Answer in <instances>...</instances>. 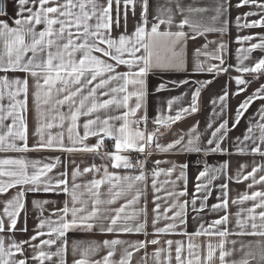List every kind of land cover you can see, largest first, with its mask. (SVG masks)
<instances>
[{"label": "snow or ice", "instance_id": "6c2138e0", "mask_svg": "<svg viewBox=\"0 0 264 264\" xmlns=\"http://www.w3.org/2000/svg\"><path fill=\"white\" fill-rule=\"evenodd\" d=\"M16 3L18 10L12 23L0 19V152L21 154L0 158V197H7L0 200V264H45L54 257L57 258L56 264H66V234L70 231L93 232L97 228L101 233L117 237L121 234H143L146 239L128 241L113 238L102 243L91 242L72 264H132L134 252L146 250L149 245H160L159 237L165 234L187 236L188 243L164 241L166 246L156 247L151 254L155 264H172L173 244L175 264H214L217 252L219 264H249L247 258L229 261L227 258L236 249H226V244L237 243L236 240H228L233 235L264 238V174H260L264 173V163L254 164L246 173L247 165L241 164L233 176L228 174V161L218 166L204 161L203 170L196 176L191 201L183 202L180 197L189 195L186 163L157 159L152 161L151 169L146 167L153 149L162 154L176 151L204 152L205 155L228 152L222 147L228 135L227 119L211 132L204 148L200 146L201 137L196 125L167 144L159 142V138L170 131L172 124L198 111L201 90L212 80L196 81L190 104L177 108L174 115H165L164 109H158L157 114L150 118L146 107L149 75L187 70L186 44L189 39L206 38L209 33L227 31L229 21L225 17L231 7L228 0H215L211 7H185L182 0H166L165 5L157 7L151 19L149 0H16ZM244 6L256 11L236 16L237 29L264 28V0H239L235 5L236 8ZM209 12L212 15H204ZM0 14L7 15L6 12ZM129 14L132 18L131 31ZM192 14L200 15L192 18ZM177 16L180 17L178 21ZM254 16L259 18L248 19ZM186 27L188 32L184 30ZM235 40L240 45L247 44V47L236 49L237 63L234 66H224L228 45L214 40H206L202 48L195 50L193 64L194 72L206 71L214 76L227 73L234 67L239 73L230 77L237 85V91L231 93L234 96L244 92L251 82L243 78L244 74L251 75L253 80L264 75V55L250 65L244 63L254 51L264 53V33L237 35ZM209 44H216L217 47L209 52ZM201 55L204 60L199 59ZM209 59L219 63L208 64ZM171 83L187 85L190 81ZM167 86V82L160 83L156 92L165 90ZM229 95L225 86L212 104L216 105L219 101L223 112ZM29 98L35 119L32 135L37 137L31 147L28 143ZM180 100L179 96L168 99L167 110L171 112L173 105ZM256 100H264V84L238 105L233 128ZM258 115L259 120L254 124L249 122L243 140L237 137L238 154H258L264 158V104L258 109ZM149 123L153 125L151 130ZM208 128H212L211 122ZM89 138H95L96 142L89 144ZM106 138L113 142L110 151H102ZM41 150L90 153L99 157L102 163H92L81 170L72 160L75 167L69 173L68 163L60 157L44 163L24 155ZM133 151L144 159L133 161L130 156ZM164 163L171 164V167L161 168ZM57 165H62L64 170L53 176L51 173ZM110 167L115 170L123 168L125 174L110 171ZM177 169L176 181L184 180L185 183L179 191L175 190L176 181L161 182L158 179L161 175L171 177ZM101 172L103 174L99 178L94 177L85 184L77 183V179L84 174L99 175ZM220 175L225 182L214 185ZM149 180L152 203L155 205L151 235L156 238L151 240L147 239L149 216L146 196ZM229 181H250L247 185L249 190L257 186L260 188L230 198ZM105 184L108 185V198L101 199L100 188ZM165 184H172L174 190H165ZM214 187H218L220 194L216 197L217 202L209 208L207 202ZM161 191L165 192L164 197L159 195ZM50 192L63 193L67 197L63 206L45 216V205L51 201L33 199L32 207L39 210L34 234L28 239H15L17 231L28 232V195ZM85 192L91 196L90 208L89 201L83 198ZM122 197L125 202L119 207H112ZM142 199L145 203L140 207ZM161 199L172 201L163 213ZM247 202H250L249 207H239L235 213L229 211L230 203L239 206ZM189 203L193 212L201 213L207 209L211 213L223 212V215L207 222V226L201 223L195 232L188 233ZM129 208H132L131 212L127 211ZM22 213L23 226L18 227ZM161 220L167 221L163 227L158 226ZM200 236L209 238L203 245V255L201 245L193 242L194 237ZM212 238H218V242L214 244ZM37 240L39 243H36ZM78 243L73 242V255ZM118 246L120 256L117 260ZM53 247L55 251L50 250ZM101 247L107 250L106 254L98 260L91 259ZM244 247L251 245L241 244V248ZM256 247L258 256L252 252L245 255L257 260V264H264V240L257 241ZM28 250H31V255H28ZM148 258L145 251L141 264H147Z\"/></svg>", "mask_w": 264, "mask_h": 264}, {"label": "crops", "instance_id": "0c3cea01", "mask_svg": "<svg viewBox=\"0 0 264 264\" xmlns=\"http://www.w3.org/2000/svg\"><path fill=\"white\" fill-rule=\"evenodd\" d=\"M215 0H182V3L185 7L191 5L193 7H211L213 6ZM231 7L228 10V13L226 15V19H228L229 24L227 25V31L224 33H209L205 37H197L196 39H189L186 44V63H187V70L185 71H168L163 73H154L147 77V97H146V107H147V113L150 118L154 117L157 114L158 109H164V114H175V110L179 107H187L190 104L191 101V91L194 90L196 86V81H204V80H212V83L207 85L205 88L201 90V95L198 98V111L196 113H190L186 116H184L180 121L175 122L170 126V131H167L165 135L159 138V142L162 144H167L168 142L174 140L177 138V136L181 133H186L190 127L193 125L197 126V131L200 133V146L202 148L207 146V140L211 137V132L219 125L220 122H222L224 119H227L229 121L228 124V135L224 142H222V147L227 149V153H210L208 155H205L204 158H200L201 154H204V152L195 153H185L176 151L174 153L169 154H162L156 152L154 149L152 150V155L148 157L147 165L146 167L148 169H151L153 167L152 161L161 159V160H169L173 161L176 164H187L188 167L186 169V176H187V191L189 193L186 197H180L181 202L184 200L191 201L192 194L195 192V184L196 176L198 173L203 170V163L204 161H207L208 164L213 166H218L219 164L223 163L224 161L229 162V169L228 174L229 175H235L236 171L238 170L239 166L241 164L247 165L245 168V173L248 171H251V168L254 166V164L258 165L261 163H264V158L257 155H252L250 153H244V154H238L236 152V142L237 137H239L241 140H243V136L245 131L248 128L249 122L251 121L253 124L259 120L258 115V109L260 108L261 104H264V100H256L254 101L249 108L245 111L244 116L241 117L240 122L236 125L235 128L232 127V124L234 122V116L235 111L238 105L245 99V97L251 95L261 84H264V75H260L258 79L253 80L252 76L249 74H244L243 78L246 80L251 81L248 86L246 87L245 91L240 93L239 95H231V93L237 91V85L235 84L234 80H230V77L236 76L239 73H237L234 70V67L231 68L227 73H220L218 75L208 73V72H194L193 71V64H194V53L197 48H202L205 44L206 40L208 41H217V43L223 41L228 45V49L226 53L224 54L225 59V67H228L229 65L234 66L237 63L236 59V49L239 47H247V44L240 45L236 43V36L237 35H251L254 33H264V28H251V29H237L236 27V16L240 15L242 16L243 13L248 11H256L254 8H250L249 6H244L240 8H236L235 5L239 3V0H228ZM166 0H149V12H150V19L152 15L156 14L157 7L161 5H165ZM17 3L16 0H7V15H0V19H4L8 21L10 24L12 23V19L15 18V14L17 12ZM139 9H137V15H138ZM200 14H192V18H198ZM205 16L212 15L211 12L204 14ZM258 16L249 17L248 19H257ZM177 21L180 19L179 16L176 17ZM244 20H241V23H243ZM216 26H219L217 24ZM132 30V18L131 14H129V31ZM163 30V28H162ZM175 30V28H173ZM186 32L189 31V29L186 27L184 29ZM253 43L257 41H252ZM217 47L216 44H209L208 45V51L211 52ZM261 55H264V53H261L260 50L254 51L249 59L247 61H244L246 65H250L254 63L255 59H258ZM199 59L204 60L205 57L201 55ZM208 64H218L219 62L216 60L209 59ZM123 70V69H121ZM181 80H188L190 81L187 85L182 84H175L173 85L172 81H181ZM167 82L168 86L165 90H162L160 92H156L157 86L162 83ZM227 86V89L230 93L228 100H227V107L224 109L223 112H221V106L220 102L217 101L216 105L212 104V100L216 99L219 95L222 94L224 87ZM181 97V100L176 102L173 105V110L169 112L167 110V104L166 101L168 99H171L172 97ZM218 113V115L214 114ZM10 122V121H9ZM211 122L212 128H208V124ZM28 143L31 147L33 144L36 143L37 137L33 136L32 133L35 129V119H34V113L32 111V104H31V98H29V113H28ZM152 128H149L151 130ZM53 131H56V129H53ZM161 131H164L163 128H161ZM258 135V132L255 133ZM185 140H187V136H185ZM95 138H89L88 143L94 144ZM112 141L110 139H105V148L102 149V151H110L112 150ZM251 143L250 141L248 142ZM128 154V153H125ZM21 154L15 153L12 151L8 152H0V158L4 157H17ZM28 159H38L41 160L44 163L53 162L52 158L54 157H60L62 161H66L68 163V171L71 172L72 168L75 167L71 163L72 160H75L76 165H79L81 170L84 167L89 166L92 163H95L97 165L101 164L102 161L99 159V157H94L90 153H67V152H61L58 150H41V151H31L24 154ZM130 156L133 161L136 159H144V156L140 155L137 152H131ZM161 168L167 169L171 167V164L164 163L160 165ZM62 165H57V168L53 170L51 175H56L57 172L63 171ZM110 171H117L120 175L125 174V170L123 168L119 170L111 169ZM103 173L101 172L99 175L96 173H87L82 175L77 179V183L85 184L88 181L92 180L94 177L99 178L100 175ZM128 174H136L129 172ZM179 174V169L171 176H165L161 175L158 179L159 181L163 182L165 180H173L176 181V176ZM264 174V173H260ZM258 178V177H257ZM69 180H71V177L69 176ZM224 177L223 175L218 176V179L214 181V185H219L221 183H224ZM250 183V181L247 182H241L236 183L235 181H229V195L230 198H234L238 196L240 193L244 191H255L260 188V186L254 187L252 189H248L247 185ZM158 186H160L158 184ZM185 186L184 180H178L176 181L175 190L179 191L182 190ZM164 189L167 191H173L172 184H165ZM81 191H84V189H81ZM101 192V199H107V192H108V185H102L100 188ZM147 209H148V216H149V225H148V232L149 235L147 236V239L151 240L154 237L151 235L152 228H151V218H152V209L155 206L152 203V193H151V187H150V180H149V188L147 190ZM219 189L218 187H214L211 196H209L208 199V206H210L213 203L217 202L216 197L219 196ZM161 197L165 196V192L161 191L159 193ZM7 197H0V200L6 199ZM85 200L89 201V208L91 206V196L85 192L84 197ZM130 198V197H128ZM33 199H42V200H49L51 203L45 205V212L44 215L48 216L50 212H52L56 208H60L63 206V202L67 197L63 193H57V192H50V193H36V194H29L27 197V227L28 232L20 233L19 231L15 234V239L21 240V239H28L31 235L34 234V228L35 225L38 223L37 217L39 215V210L35 209L31 205V201ZM125 202V199L122 197L120 198L115 204L112 205V207H119L120 204H123ZM171 200H165L161 199V213H163V210L165 207H168L171 204ZM145 203V200L142 199L139 202L140 207H142ZM250 202L245 203L244 205H232L230 203L229 205V211L232 213H235L238 211L239 207H249ZM105 207V206H101ZM199 207V202L197 203V208ZM0 209H2V204H0ZM127 211L131 212L132 208L127 209ZM168 215H171V212L168 213ZM219 215H223V212L218 213H211L207 209L204 212L196 213L192 211V206L189 203L188 206V217H187V224H186V231L188 233H193L196 231V229L200 226L201 223H205V226H207V222H210L213 219L218 218ZM199 217L198 219H193V217ZM24 222V215L21 214L20 222L18 224V227L23 226ZM167 221L161 220V222L158 224L159 227H163L164 223ZM234 224V220H233ZM231 227V225H230ZM46 231V229H45ZM46 238V237H45ZM67 238V251L65 254V261L66 264H72V261L74 259L80 258V251L84 248H87L89 243L96 242V243H102L105 239H113V238H119L122 240H128V241H137V240H145L146 237L143 234H121L118 237L114 234H104L99 231L97 228L93 232H84V231H70L66 234ZM161 244L160 245H149L148 248L141 249L138 252H134L133 258H132V264H141V258L145 256V251L148 253V259L147 264H155L154 259L151 258V254L154 251L156 247H165L164 241L166 240H173V241H182L186 245L188 243V237L178 234H165L161 235L159 237ZM209 238L200 236V237H194L193 242L201 245V254L203 255V245ZM228 240H236L237 243L235 245H232L231 243L226 244V249H232L235 248L236 251L233 252V254L228 257L227 259L229 261L232 260H240V259H249V264H257V260H252L251 257H247L245 254L248 252H252L253 254L258 256V248L256 247V242L259 240H264V238L257 237V236H230L228 237ZM79 242L77 245V251L75 255H73V242ZM212 242L215 244L218 242V238H212ZM36 243H39V240L36 241ZM241 244L244 245H251V247H244L241 248ZM47 250V249H46ZM51 251H55V247L50 249ZM106 249L103 247L100 248L98 252L93 254L90 258L91 259H100L103 255L106 254ZM28 255H31V250H28ZM172 255H173V261L172 264H175V244L172 246ZM219 253H216L217 259L215 260L214 264H219L218 260ZM120 256V248L118 246L117 255L115 259H119ZM57 258H53L51 262L46 261L45 264H56Z\"/></svg>", "mask_w": 264, "mask_h": 264}, {"label": "built area", "instance_id": "2783aa9c", "mask_svg": "<svg viewBox=\"0 0 264 264\" xmlns=\"http://www.w3.org/2000/svg\"><path fill=\"white\" fill-rule=\"evenodd\" d=\"M7 12V0H0V13ZM2 15V14H0ZM153 125L149 123V128H152ZM205 154H201L200 158H204Z\"/></svg>", "mask_w": 264, "mask_h": 264}]
</instances>
